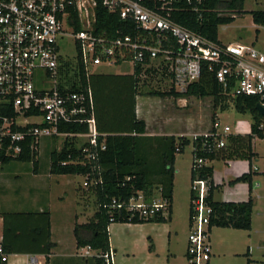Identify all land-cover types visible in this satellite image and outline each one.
I'll return each instance as SVG.
<instances>
[{
	"label": "built area",
	"instance_id": "obj_1",
	"mask_svg": "<svg viewBox=\"0 0 264 264\" xmlns=\"http://www.w3.org/2000/svg\"><path fill=\"white\" fill-rule=\"evenodd\" d=\"M207 1L0 0V165L19 156L24 145L38 151L42 137H85L86 159L96 158V150L90 148L96 146L98 136L91 87L75 90L71 83L60 79L58 40L64 36L72 37L76 47L73 63L80 61L86 75L91 66L105 61L129 62L140 65L142 72L151 67L155 73L168 75L170 86L184 92L199 78L202 65H206L230 100L251 95L264 108V39L259 43L222 42L195 32L172 17L174 11L185 9L201 17ZM98 5L117 13L124 23L134 27L133 31L114 35L96 31ZM76 23L80 24L79 29L74 28ZM260 114L251 135L264 140V114ZM62 122L86 124L88 131H62ZM230 130L228 124L220 126L216 116L205 131L179 134L190 139L191 151L192 141L200 143L192 158L187 264H208L211 256V181L200 177L198 171L210 164L211 160L203 156L207 151L225 147L224 137ZM99 147L104 149V142ZM180 150L177 146L176 151ZM257 161V157L252 158L249 171L264 174V167L260 168ZM83 176L85 187L103 182L100 171ZM133 177L127 176L126 180ZM168 206L160 189L148 197L142 190H135L128 197L112 198L109 203L112 213H123L128 219H152L167 212ZM79 254L102 257L105 264H112L110 250L102 253L85 245L79 248ZM8 258L9 253L0 244V262L6 263ZM25 260L26 264H45V255L27 253Z\"/></svg>",
	"mask_w": 264,
	"mask_h": 264
},
{
	"label": "trees",
	"instance_id": "obj_2",
	"mask_svg": "<svg viewBox=\"0 0 264 264\" xmlns=\"http://www.w3.org/2000/svg\"><path fill=\"white\" fill-rule=\"evenodd\" d=\"M243 0H208L201 17L189 10L174 11L172 17L185 27L207 36L210 39H217V28L219 24L233 21L236 13H244L242 10ZM253 23L264 26V7L249 11ZM76 17V16H74ZM75 29L80 24L74 25ZM94 28L98 32H107L114 35L118 31L130 33L134 27L124 23L117 13L109 12L101 5L96 7V20ZM257 30V29H256ZM68 61L62 62L59 71L60 79L62 66ZM67 64L65 66H67ZM116 64H119L117 62ZM74 76L71 79L66 77L63 83H71V88L78 90L87 85L91 87L94 103L95 127L98 132L96 146V158L88 160L83 151L86 142L78 145L75 138L66 137L57 149L53 147L49 152V172L53 174H97L100 171L102 183L92 186L97 203V209L92 217L85 223L74 225V234L78 246L89 245L92 249L100 252H108L109 233L108 225L111 222H146L164 221L165 217L160 213L152 219H139L133 216L128 219L125 214L112 213L109 207L110 199L126 198L135 190H142L148 197L154 190L160 189V193L168 202V213H170L173 193L174 160L176 153L182 152L184 146L191 141L183 135H149L146 134L145 120L136 115V97L139 95V84L142 67L138 64L133 66L132 73H104L90 72L86 75L80 61L76 64ZM145 73H155V70L148 67ZM168 76V75H167ZM169 78V77H168ZM61 83V87L64 85ZM144 83V82H143ZM148 93L160 97L172 96L174 98L210 97L212 100V115L214 119L217 111H224L228 108L230 98L223 94L221 85L216 80L212 71L206 65H202L199 78L189 84L186 91L179 92L170 86L166 90H150ZM233 107L241 113L250 112L252 116L251 130L255 131V122L259 120L261 112L256 108L257 98L255 96H237L231 98ZM8 112V111H7ZM60 130L68 132H87L88 126L79 123H60ZM257 133V132H256ZM262 137L261 133H257ZM251 133L246 136L248 149L247 158L250 163L257 153L251 149ZM54 140L56 137L53 138ZM104 142L105 148L100 149L99 145ZM180 146L181 150L176 151ZM192 158L200 146V143L192 141ZM37 150H30L24 145L23 152L14 158L19 161H32L33 171L37 172ZM203 156L210 160L214 157L213 151H207ZM73 160L74 162H68ZM8 162V161H5ZM4 162V163H5ZM65 162V163H62ZM192 163L190 165V179L194 176ZM249 163V164H250ZM212 166L203 165L198 174L200 177L209 178L211 187L208 194V202L212 207L211 228L213 226L232 227L237 229L251 228V214L253 209V197L251 195L250 171L231 179L230 184L239 181H248L249 195L243 201H222L213 199V178ZM127 176H134L126 180ZM124 183V184H123ZM2 216L3 234L0 244L7 253L14 252L15 246L6 243V238L16 237L17 242L23 248L30 245H40V252L47 254L53 243L50 241L49 215L47 211L41 212H0ZM81 231L88 233V236L80 234ZM151 247V245H150ZM20 252L34 253L27 250ZM98 264H105L102 257L96 256ZM0 264H4L1 263Z\"/></svg>",
	"mask_w": 264,
	"mask_h": 264
},
{
	"label": "rangeland",
	"instance_id": "obj_3",
	"mask_svg": "<svg viewBox=\"0 0 264 264\" xmlns=\"http://www.w3.org/2000/svg\"><path fill=\"white\" fill-rule=\"evenodd\" d=\"M264 7V0H243L242 10L244 13H236L233 21L229 23L219 24L217 28V38L222 42L242 41L249 43L254 38L256 43L264 39V28L253 23L250 10L260 9ZM256 29L258 33L255 37ZM59 51L62 62V74L71 79L76 78L74 71L76 69L73 63L76 57V47L71 36H64L58 40ZM67 64V66H65ZM75 68V69H74ZM90 72H130L132 65L129 62L114 64L105 61L98 65L90 67ZM76 72V71H75ZM139 90L140 93L136 97V102L144 103L154 110L151 113L145 109V116L149 126L156 125L158 122H165L169 119L171 125L178 127L180 122L187 127L188 131L194 132L205 131L210 125L212 113V100L210 97L174 98L172 96L160 97L148 93L150 90H166L170 87V80L166 74L145 73L140 75ZM144 82V83H143ZM44 85L48 82L43 80ZM145 99V101H144ZM228 108L224 111H217L216 116L220 120V126L228 124L231 128L230 133L224 137L225 147L217 148L214 157L210 161L212 166L213 178V199L215 200H242L248 198V181H239L232 184L229 181L244 172L249 171L250 161L247 158L248 143L246 136L251 133L252 116L250 112L241 113L233 107V100L227 102ZM178 104V105H177ZM150 110V109H149ZM143 111V109H141ZM144 112V111H143ZM215 116V117H216ZM77 144L82 143L85 137H77ZM63 139H53L51 137H42L38 144L37 172L33 171L32 161L11 160L7 164L0 166V209L8 208H30L37 204H46L49 200L50 206H54L59 202L57 195L63 190L68 191L66 202L71 203L75 208L82 211V207L76 205L79 190H83L84 194L93 191L92 185L83 186L84 176L79 174H66L62 177L58 174L48 172L49 152L53 147L59 149ZM250 145L252 151L257 153V164L260 168L264 167V140L261 138L251 137ZM192 162L191 144L184 146L182 152L176 153L174 160V178H173V198L175 208V218L173 227L178 230V238L176 243L180 248H184L185 237L188 235V215H189V191H190V165ZM63 178H71L72 185L65 186L59 184ZM59 182V183H58ZM250 185L254 189L253 195L254 205L252 209V230L233 229L232 233L216 237L218 240L231 245H238L240 248L246 249L249 234L253 236L250 242L252 256L249 264H264V174L260 172H252ZM79 189L77 191V189ZM90 190V191H89ZM78 193V194H77ZM81 195V194H80ZM91 199V198H90ZM80 201V200H79ZM93 199L89 201L90 207L88 213L92 212L94 205ZM76 205V206H75ZM12 208V209H13ZM54 211V210H53ZM55 213L53 212V221L55 223ZM81 220L84 217L80 218ZM1 229V224H0ZM173 229V231H174ZM113 237L117 238L119 233L115 235L112 229ZM139 233V229H132L130 235L135 236ZM173 238V235H172ZM23 258V256H20ZM217 264H246L245 255L225 256L222 261Z\"/></svg>",
	"mask_w": 264,
	"mask_h": 264
},
{
	"label": "crops",
	"instance_id": "obj_4",
	"mask_svg": "<svg viewBox=\"0 0 264 264\" xmlns=\"http://www.w3.org/2000/svg\"><path fill=\"white\" fill-rule=\"evenodd\" d=\"M235 18V16H234ZM255 24V23H254ZM257 25V24H255ZM260 26V25H257ZM264 28V26H262ZM258 29L255 32V37L258 33ZM256 43V39L252 40ZM95 72H104V73H113L105 71H95ZM130 72H120V73H132ZM145 101V99H144ZM178 105V104H177ZM143 109V111H141ZM145 109H148L151 113L154 110L150 106H145L144 103L136 102V115L138 118L145 120L146 134L149 135H179V134H189L194 131H188L187 127L183 126V122H180L178 127H174L173 123L171 125V119L168 118L165 122H158L156 125L149 126L147 123V118L145 116ZM150 109V110H149ZM169 120L171 122H169ZM76 138V142H77ZM85 141V140H84ZM84 141L82 143H84ZM80 143V144H82ZM78 144V145H80ZM258 158V157H257ZM14 160V159H13ZM11 161V160H10ZM5 162L3 164L9 163ZM0 165V166H1ZM49 172V166H48ZM50 173V172H49ZM53 174V173H52ZM62 177H65L66 174H58ZM59 183V182H58ZM71 178H63L59 184L62 186H71ZM238 183V182H237ZM233 186L235 184H232ZM73 186V185H72ZM174 188V187H173ZM77 189V188H76ZM79 189H77L78 191ZM90 191V190H89ZM68 191H62L57 195L59 199L56 208L50 206L49 200L46 204H35L30 206V208H19L15 209L13 207L0 209V212H41L47 211L49 215V230H50V241L53 243V246L50 248L47 254L40 252V245H30V247L23 248L14 237L6 238L5 242L10 243L12 246H15L14 252L9 253L8 261L4 264H26L25 254L26 252H20L18 250H27L34 252L36 254L45 255V264H98L96 261V256H82L79 254V248L83 246H78L76 243V238L74 234V225L87 222L94 212L97 209V203L95 200L94 190L84 194L83 190H79L80 193L78 199H76V205L82 207V211L79 208H75L71 203L66 202ZM77 193V194H78ZM249 193V188H248ZM255 191L251 188V195L253 197ZM249 195V194H248ZM93 199L92 204L94 208L92 212L89 211V201ZM80 200V201H79ZM245 199H240L237 201H243ZM230 201V200H222ZM234 201V200H231ZM253 198V205H254ZM75 205V206H76ZM13 208V209H12ZM54 210V211H53ZM53 212L55 213V223L53 221ZM175 208H174V198L172 194V203L170 208V213L165 212L163 216L165 217L164 221L155 222V221H146V222H111L108 225L109 233V247L111 252L112 264H187L186 259V245H187V236L185 237V246L180 248L176 239L178 238V230L173 227V220L175 218ZM84 217L83 220L80 218ZM252 221V219H251ZM0 239L3 234V220L0 215ZM253 224L251 223L250 231L252 230ZM138 228L139 233L135 236L130 235L132 229ZM115 231V235L119 233L117 238L113 237L111 230ZM174 229V231H173ZM189 229V227H188ZM233 229L239 230L232 227H222V226H213L210 230V244H211V256L209 258L208 264H217V262L222 261L225 256L233 255H245L246 264H249L251 261L252 251L250 242L253 240V236L249 234L246 249H239L240 247L236 244L231 245L226 242L218 240L216 237L224 236L232 233ZM245 230V229H244ZM80 234L83 236H88V233L80 230ZM173 235V238H172ZM151 245V247H150ZM23 256V258H20Z\"/></svg>",
	"mask_w": 264,
	"mask_h": 264
},
{
	"label": "water",
	"instance_id": "obj_5",
	"mask_svg": "<svg viewBox=\"0 0 264 264\" xmlns=\"http://www.w3.org/2000/svg\"><path fill=\"white\" fill-rule=\"evenodd\" d=\"M256 108H257L262 114H264V108H263L260 104H256Z\"/></svg>",
	"mask_w": 264,
	"mask_h": 264
}]
</instances>
